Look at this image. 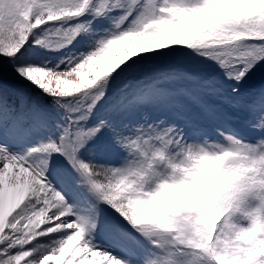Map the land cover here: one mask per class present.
Returning <instances> with one entry per match:
<instances>
[{"label":"snow or ice","instance_id":"snow-or-ice-1","mask_svg":"<svg viewBox=\"0 0 264 264\" xmlns=\"http://www.w3.org/2000/svg\"><path fill=\"white\" fill-rule=\"evenodd\" d=\"M262 73L264 0H0V264H264Z\"/></svg>","mask_w":264,"mask_h":264},{"label":"rangeland","instance_id":"rangeland-1","mask_svg":"<svg viewBox=\"0 0 264 264\" xmlns=\"http://www.w3.org/2000/svg\"><path fill=\"white\" fill-rule=\"evenodd\" d=\"M108 63H110V61H108V60L101 61L100 64L98 65V68H101L103 66H106ZM6 75H7V72H6ZM11 191L12 190H9V192H8V198L9 199L11 198ZM97 243H100V241H97Z\"/></svg>","mask_w":264,"mask_h":264},{"label":"trees","instance_id":"trees-1","mask_svg":"<svg viewBox=\"0 0 264 264\" xmlns=\"http://www.w3.org/2000/svg\"><path fill=\"white\" fill-rule=\"evenodd\" d=\"M262 76L264 75V73L261 74Z\"/></svg>","mask_w":264,"mask_h":264}]
</instances>
